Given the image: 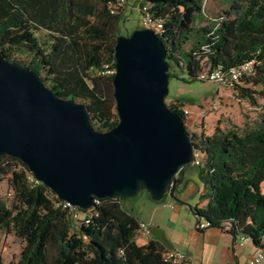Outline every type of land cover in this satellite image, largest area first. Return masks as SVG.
I'll return each mask as SVG.
<instances>
[{"label": "trees", "instance_id": "16d2710c", "mask_svg": "<svg viewBox=\"0 0 264 264\" xmlns=\"http://www.w3.org/2000/svg\"><path fill=\"white\" fill-rule=\"evenodd\" d=\"M109 1L114 0H0V55L15 62L16 54L25 52V65L58 96L81 98L102 130L117 122L112 97L105 95L101 82H111L114 39L121 34L118 27L125 19L120 14L126 0L114 11L109 10ZM203 5L204 0H145L138 7L142 16L147 13L160 22L154 31L169 66L185 69L182 79H198L200 59L204 65L221 64L226 69L250 61V71L231 87L252 103L257 95L264 99V0H224V10L214 17L203 11ZM37 28L48 33L44 44L34 34ZM168 75L176 74L169 70ZM167 105L181 116L200 155L199 196L207 201L192 207L196 222L204 219V227L228 233L232 244L244 235L254 250L264 249V116L243 132L216 127L210 134L195 133L187 130L178 100ZM16 166L27 171L17 157L0 155V177L10 172L16 178ZM33 185L44 187L41 182ZM121 198L93 197L89 208H76L77 223L66 217L65 225L72 228L68 245L84 256L85 264H168L161 258V251L170 247L165 238L135 241L138 219ZM56 209L65 214L59 204ZM87 213L88 221L82 222ZM46 229L34 222L32 210L16 203L9 207L0 199V234L12 231L24 240L18 257L7 264H48Z\"/></svg>", "mask_w": 264, "mask_h": 264}, {"label": "water", "instance_id": "95a60500", "mask_svg": "<svg viewBox=\"0 0 264 264\" xmlns=\"http://www.w3.org/2000/svg\"><path fill=\"white\" fill-rule=\"evenodd\" d=\"M117 122L99 131L82 102L58 96L23 61L0 55V155L17 157L58 199L79 209L93 197L158 200L181 180L192 158L182 118L164 100L169 63L148 27L113 45Z\"/></svg>", "mask_w": 264, "mask_h": 264}, {"label": "rangeland", "instance_id": "374dc122", "mask_svg": "<svg viewBox=\"0 0 264 264\" xmlns=\"http://www.w3.org/2000/svg\"><path fill=\"white\" fill-rule=\"evenodd\" d=\"M145 0H126L120 16L125 19L120 23L118 31L121 34L129 33L133 28L145 26L139 4ZM224 0H204L203 11L210 17L216 16L224 10ZM200 23H204L200 22ZM199 24V22H197ZM38 41L44 44L47 31L37 28L34 31ZM187 45V44H186ZM17 60L26 62L28 55L25 52L17 53ZM204 59H200L203 66ZM169 70L176 75L170 76L167 81L166 103L178 100L180 107L189 110L185 117V126L188 131L204 134L212 133L217 127L219 130L234 128L239 132L255 127L264 116V99L256 96L255 102L238 96L236 89L224 84L218 85L214 81L203 79L184 80L185 69L176 65L169 66ZM41 75L45 72L41 71ZM47 84V83H46ZM240 84L244 85L243 82ZM105 95L112 97L111 82H101ZM75 101L84 102L75 97ZM216 102V107L211 109L209 104ZM90 122L93 120L90 118ZM92 126L99 128L100 122H93ZM17 177L10 172L0 177V199L7 205L20 204L27 210H32L34 222L37 225L45 224L46 229V259L48 264H85V258L68 245L72 241V228L66 226V217L71 218L69 212L62 214L56 209L55 194L46 186H35L26 177V169L22 166L15 168ZM201 181L198 177V166L192 161L182 168L181 180L172 191H166L158 200L151 199L145 189H140L135 195L122 197L121 202L139 221L149 227L154 238L166 239L172 242L180 251L193 258H202V264H229L232 240L228 233H221L214 226L205 227L204 233L195 228L196 215L192 210L194 205L204 206L202 197L199 196ZM38 197V200L36 199ZM77 223L75 218H72ZM202 219V218H201ZM217 228V229H215ZM137 242L140 238L147 239L141 232L136 231ZM69 239V242H66ZM143 239V240H144ZM24 246V240L10 232L0 234V255L3 264L15 260ZM226 246L228 250L226 249ZM238 251V263L246 264L254 247L250 238L240 244L235 242ZM232 258V257H230ZM197 263V262H196ZM189 264V263H181ZM259 264H264V256Z\"/></svg>", "mask_w": 264, "mask_h": 264}, {"label": "built area", "instance_id": "2783aa9c", "mask_svg": "<svg viewBox=\"0 0 264 264\" xmlns=\"http://www.w3.org/2000/svg\"><path fill=\"white\" fill-rule=\"evenodd\" d=\"M123 1L124 0L109 1L107 6L109 7V10L114 11L116 7L122 5ZM142 8H144V6H142ZM142 22L144 25L152 28L153 30H155L156 28L160 26V22L157 20H151L147 13L143 14ZM250 67H251L250 61H245L239 65L231 66L227 69L224 68L221 64H217L212 67L208 65H203L196 71V77L198 79L214 81L218 85L224 84L227 86H232L235 82L238 81L240 75L243 72L250 71ZM215 107H216V102H211L209 104V108L213 109ZM180 108L182 110L184 117H186L189 113L188 108L186 107H180ZM199 159H200L199 151L193 148L191 161L194 164H198ZM26 177L33 184L39 182V180L28 169L26 171ZM55 204L56 205L59 204L61 208L69 212L72 218H75V219L78 218L76 207H73L68 201L59 199L55 201ZM88 219H89V213L85 215V217L82 219V222H87ZM206 225H207V221H205L204 219L198 220L195 223V226L197 228H203ZM137 230L141 232L145 237L148 238L150 234V230L146 223L138 220ZM236 241L242 244L243 242L246 241V237L244 235H239L237 239L235 240V242ZM263 256H264V249H261V248L255 249L251 257H249V259L247 260L246 264H259L260 259ZM161 258L163 261L168 262V264H181V263H185L186 261H188V258L185 255V253L180 251L177 247H174V246L164 248L161 251Z\"/></svg>", "mask_w": 264, "mask_h": 264}, {"label": "crops", "instance_id": "0c3cea01", "mask_svg": "<svg viewBox=\"0 0 264 264\" xmlns=\"http://www.w3.org/2000/svg\"><path fill=\"white\" fill-rule=\"evenodd\" d=\"M202 189H203V187H202V183H201V189H200V192H202ZM203 199H205V200H203V201H205L204 202V205H205V203H206V201H207V198H203ZM125 207H126V204H125ZM196 223V222H195ZM195 228H196V226H195ZM205 228V227H204ZM204 228H202V229H204ZM197 229V228H196ZM215 229H217V228H215ZM221 233H224V234H226V232H223V231H220ZM202 233H204V230H202ZM154 234L152 233V234H149V236H148V238L149 237H153L154 238V236H153ZM147 238V239H148ZM230 238H231V236H230ZM135 239V241L137 242V239L136 238H134ZM144 238H140V242L138 243V244H143V243H145L146 241H147V239H144ZM232 242V241H231ZM232 246H231V248H230V256L228 257V261H229V264H239L238 263V251L235 249V247H234V245L235 244H231ZM167 246H174V247H176L172 242H170L169 240H167ZM228 248H229V246L227 247L226 246V249L228 250ZM253 251H254V247H250V252L251 253H253ZM185 253V252H184ZM185 255L187 256V258H188V261L190 262L189 264H193V263H196V262H202V260H200V259H202V258H199V260L198 259H195V258H193V260H191V257H190V255H188L187 253H185ZM230 257H232V258H230Z\"/></svg>", "mask_w": 264, "mask_h": 264}]
</instances>
